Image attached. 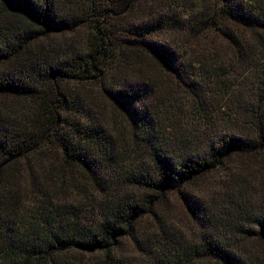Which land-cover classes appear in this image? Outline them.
I'll list each match as a JSON object with an SVG mask.
<instances>
[{"label": "trees", "instance_id": "1", "mask_svg": "<svg viewBox=\"0 0 264 264\" xmlns=\"http://www.w3.org/2000/svg\"><path fill=\"white\" fill-rule=\"evenodd\" d=\"M0 264H264V0H0Z\"/></svg>", "mask_w": 264, "mask_h": 264}, {"label": "rangeland", "instance_id": "2", "mask_svg": "<svg viewBox=\"0 0 264 264\" xmlns=\"http://www.w3.org/2000/svg\"><path fill=\"white\" fill-rule=\"evenodd\" d=\"M180 92L181 91L177 89V92L174 93V98L172 99V103H174V108H173L174 119H178L179 124L187 130H190L193 132L199 130V134H202V133L214 134V126L221 121L220 120L221 110L218 108L219 99L217 98V96L214 98H210L209 107L212 109L214 115H212L213 118L210 119V122H206V121L199 119L197 117L198 115L194 112V109L191 108L193 107L191 99H189V97L187 96L182 97L181 95H179ZM161 111L163 114H165L164 110H161ZM214 120L217 122L213 123ZM217 127L218 126H216L215 128ZM172 141H173V138H172ZM109 174L110 173H108V175ZM89 204L90 203H87L86 207H88ZM174 207L176 208V211L179 214V218L184 219V221L186 222L188 219V215L183 210L181 205L178 203L177 199L174 200ZM26 212H27V215L28 213H30L28 208L26 209ZM83 216L87 220V222H90L91 219L94 217V216L91 217V214H88V213L87 214L83 213Z\"/></svg>", "mask_w": 264, "mask_h": 264}]
</instances>
